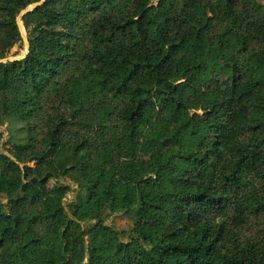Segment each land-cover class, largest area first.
Instances as JSON below:
<instances>
[{"label":"trees","instance_id":"obj_1","mask_svg":"<svg viewBox=\"0 0 264 264\" xmlns=\"http://www.w3.org/2000/svg\"><path fill=\"white\" fill-rule=\"evenodd\" d=\"M39 1L0 0V60ZM20 21L0 264H264V1L46 0Z\"/></svg>","mask_w":264,"mask_h":264},{"label":"rangeland","instance_id":"obj_2","mask_svg":"<svg viewBox=\"0 0 264 264\" xmlns=\"http://www.w3.org/2000/svg\"><path fill=\"white\" fill-rule=\"evenodd\" d=\"M264 1V0H262ZM24 36V35H23ZM26 38V37H25ZM23 39V37H22ZM27 51V45L23 39V42L19 46L14 47L7 57L12 58H18L22 56ZM0 101H1V95H0ZM0 132L3 133V139L1 141V151L5 154H7V150L10 149L11 144L7 143V140H9V137L12 136V139L19 140L24 137V132L20 129L22 126V123L15 120V119H8L5 117L0 116ZM10 135V136H9ZM60 184L67 185L70 187V191L66 194V197L64 199V206L66 211L69 213L71 204L78 199L77 192H76V186L74 183H72L70 180L66 178H61L59 180ZM51 185H53V181L50 182ZM162 190H166V186H162ZM107 224L114 226L115 228L122 230L126 233H128L132 227V221L125 215V214H111L106 218L105 221ZM89 224H94V221L89 222Z\"/></svg>","mask_w":264,"mask_h":264},{"label":"water","instance_id":"obj_3","mask_svg":"<svg viewBox=\"0 0 264 264\" xmlns=\"http://www.w3.org/2000/svg\"><path fill=\"white\" fill-rule=\"evenodd\" d=\"M45 1H46V0H40L39 2L30 5L28 8H26L24 11L21 12V14L17 17V24H18L19 29H20V27L23 28L22 23H21V21H20V17H21L24 13H26V12H28V11H31L33 8H36V7L41 6ZM23 29H24V28H23ZM22 37H23V39H24V41H25V43H26V45H27V51H26L22 56H20V57H18V58L7 57V58H4V59H1L0 62H2V63L14 62V61H18V60H21V59H23V58L26 57V55L28 54V41H27V39L25 38V31H24V36H22Z\"/></svg>","mask_w":264,"mask_h":264},{"label":"bare ground","instance_id":"obj_4","mask_svg":"<svg viewBox=\"0 0 264 264\" xmlns=\"http://www.w3.org/2000/svg\"><path fill=\"white\" fill-rule=\"evenodd\" d=\"M22 35H24V29L22 27H20Z\"/></svg>","mask_w":264,"mask_h":264}]
</instances>
